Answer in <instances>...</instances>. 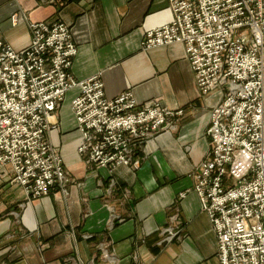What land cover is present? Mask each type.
Masks as SVG:
<instances>
[{
	"label": "crops",
	"instance_id": "crops-1",
	"mask_svg": "<svg viewBox=\"0 0 264 264\" xmlns=\"http://www.w3.org/2000/svg\"><path fill=\"white\" fill-rule=\"evenodd\" d=\"M171 20L168 0H0L1 37L15 49L29 44L31 23L61 21L78 46L75 80L98 76L108 99L132 91L139 104L185 109L139 153L137 168L110 174L88 170L78 155L71 101L79 89L71 90L49 137L73 182L66 194L28 202L11 168L0 170V264H220L192 177L211 148L206 131L220 95L201 97L183 44L142 49L145 33ZM174 218L183 234L169 241Z\"/></svg>",
	"mask_w": 264,
	"mask_h": 264
},
{
	"label": "built area",
	"instance_id": "built-area-1",
	"mask_svg": "<svg viewBox=\"0 0 264 264\" xmlns=\"http://www.w3.org/2000/svg\"><path fill=\"white\" fill-rule=\"evenodd\" d=\"M168 1L172 20L145 33L142 49L183 44L201 95H221L207 129L211 148L195 173L220 264H264V0ZM18 21L12 18L14 26ZM30 28L21 49L0 32V169L11 168V184L38 199L70 182L48 133L76 88L79 154L93 166L137 168L144 145L173 129L175 113L139 105L132 91L108 99L99 77L76 81L70 26L54 21Z\"/></svg>",
	"mask_w": 264,
	"mask_h": 264
},
{
	"label": "rangeland",
	"instance_id": "rangeland-1",
	"mask_svg": "<svg viewBox=\"0 0 264 264\" xmlns=\"http://www.w3.org/2000/svg\"><path fill=\"white\" fill-rule=\"evenodd\" d=\"M59 22H61V21H59ZM39 23H41V22H39ZM61 23H63V22H61ZM31 24H33V23H31ZM65 24V23H64ZM67 25V24H66ZM31 29V28H30ZM72 30V29H71ZM32 35V34H31ZM31 40V39H30ZM75 41V40H74ZM8 43V42H7ZM76 43V42H75ZM76 46H77V44H76ZM77 49H78V46H77ZM186 55H187V53H186ZM188 60V59H187ZM74 62V61H73ZM190 63V62H189ZM191 65V64H190ZM192 68V67H191ZM195 76V75H194ZM95 77H98V76H95ZM74 78V77H73ZM93 78V77H92ZM100 79V78H99ZM101 80V79H100ZM77 81V80H76ZM102 81V80H101ZM78 82H81V81H78ZM103 83V82H102ZM103 85H104V83H103ZM104 91H105V88H104ZM134 94V93H133ZM219 94V93H218ZM106 95V94H105ZM220 95V94H219ZM67 97V96H66ZM201 97H203V96H201ZM220 98H221V95H220ZM66 99V98H65ZM136 99V98H135ZM65 101V100H64ZM64 101H63V103H64ZM73 101V100H72ZM72 101H71V109H72ZM138 102V101H137ZM62 103V104H63ZM147 103H156V104H160L163 108H165V109H168V110H170V111H173L174 113H175V115H174V117L172 118V128L174 129L176 126H177V124L181 121V119L185 116V109H178V110H171V109H169V108H167V107H165L159 100H153V101H148V102H146V103H144V104H147ZM62 104L60 105V107H59V110L57 111V113L60 111V109H61V107H62ZM139 104V103H138ZM139 105H143V104H139ZM180 111H182V115L180 116V115H177L176 113H179ZM72 112H73V110H72ZM74 114V113H73ZM56 116V114L52 117V119H51V126H53V127H55V128H53V129H51L50 131H49V133H48V140H49V142L51 143V145H52V147L53 148H55L58 152H59V154L61 155V157H62V154H61V151H60V149H58L57 147H55L54 145H53V143H52V141L50 140V137H49V134H50V132L51 131H54V130H56L57 129V123H56V121H55V117ZM74 117H75V115H74ZM57 118V117H56ZM76 123H77V121H76ZM210 123H211V121H210ZM77 127H78V125H77ZM173 129H171V130H173ZM78 130H79V128H78ZM170 131V130H169ZM80 132V131H79ZM81 134V133H80ZM161 135V134H160ZM159 135V136H160ZM159 136H157V137H159ZM157 137H155V138H153L150 142H152V141H154ZM206 137L208 138V136H207V131H206ZM81 142H82V136H81V141H80V143H79V145H78V149H79V146L81 145ZM150 142H148V143H146L145 145H144V147H143V149L150 143ZM142 149V150H143ZM209 151H210V149H209ZM209 151H208V153H209ZM208 153H207V155H206V157L205 158H207V156H208ZM78 155L81 157V159L84 161V163L86 164V166H87V168H88V170L90 169V170H93V169H107L108 171H109V173L111 174L114 170L112 169V168H102V167H98V166H93V165H90V163H88V160H87V158L86 157H84V156H81L80 154H79V152H78ZM62 159H63V157H62ZM63 164H64V168H65V170H66V172H67V174H68V178H69V181L70 182H68V183H66V185H65V187H57L55 190H53L49 195H47V196H44V197H42V198H46V197H49V196H51L52 194H54L55 192L57 193V192H62V193H64V194H66L67 193V188H68V186L73 182V177H72V175H70V173L68 172V170L66 169V167H65V163H64V160H63ZM135 164L137 165V167H138V160H137V158H136V162H135ZM201 165V164H200ZM200 167V166H199ZM198 167V168H199ZM4 168H6V167H4ZM4 168H2V169H4ZM131 168V167H130ZM132 168H134V167H132ZM2 169H0V170H2ZM113 170V171H112ZM197 171H198V169H196V171H195V173H197ZM195 173L192 175V177L194 178V181H195V184H194V191H195V186H196V179H195V177H196V175H195ZM13 179V175H12V178H11V180ZM21 187V186H20ZM23 188V187H22ZM59 188V189H58ZM24 189V188H23ZM59 190V191H58ZM25 191V190H24ZM26 193V192H25ZM182 195H184V194H182ZM181 195V198H183V197H185V195L184 196H182ZM198 195V194H197ZM199 197V196H198ZM42 198H38V199H42ZM38 199H33V198H31V197H28V195L26 194V200L28 201V202H33V201H35V200H38ZM204 212V211H203ZM174 227H176V228H174V229H176V231H174V232H172V234L174 235V237H171L172 235H171V233L169 234L168 233V235L169 236H167V240H169V241H171V240H173L174 238L175 239H177L180 235H181V233L183 234V229H182V227L179 225V223H178V221H176V223L173 225ZM172 226V227H173ZM170 230V229H169ZM215 233V232H214ZM216 236V235H215Z\"/></svg>",
	"mask_w": 264,
	"mask_h": 264
}]
</instances>
